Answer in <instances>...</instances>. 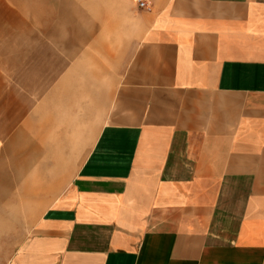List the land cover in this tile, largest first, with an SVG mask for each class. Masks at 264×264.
<instances>
[{
  "label": "crops",
  "instance_id": "1",
  "mask_svg": "<svg viewBox=\"0 0 264 264\" xmlns=\"http://www.w3.org/2000/svg\"><path fill=\"white\" fill-rule=\"evenodd\" d=\"M0 0V264H264V0Z\"/></svg>",
  "mask_w": 264,
  "mask_h": 264
},
{
  "label": "built area",
  "instance_id": "2",
  "mask_svg": "<svg viewBox=\"0 0 264 264\" xmlns=\"http://www.w3.org/2000/svg\"><path fill=\"white\" fill-rule=\"evenodd\" d=\"M139 5H140V7H146V8H150L149 6H148V4L146 3V1H144V0H140V2H139Z\"/></svg>",
  "mask_w": 264,
  "mask_h": 264
}]
</instances>
